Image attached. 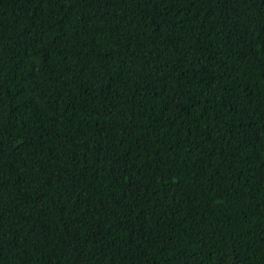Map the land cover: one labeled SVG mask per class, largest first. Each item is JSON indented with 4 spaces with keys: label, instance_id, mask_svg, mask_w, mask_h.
Masks as SVG:
<instances>
[{
    "label": "trees",
    "instance_id": "16d2710c",
    "mask_svg": "<svg viewBox=\"0 0 264 264\" xmlns=\"http://www.w3.org/2000/svg\"><path fill=\"white\" fill-rule=\"evenodd\" d=\"M0 264H264V0H0Z\"/></svg>",
    "mask_w": 264,
    "mask_h": 264
}]
</instances>
